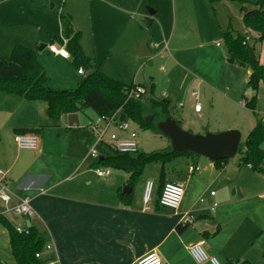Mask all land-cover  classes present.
<instances>
[{
    "label": "crops",
    "instance_id": "1",
    "mask_svg": "<svg viewBox=\"0 0 264 264\" xmlns=\"http://www.w3.org/2000/svg\"><path fill=\"white\" fill-rule=\"evenodd\" d=\"M59 14L68 15L73 30L81 34V48L92 60L93 69L117 81L152 87L156 95V65L163 66L162 72H166L164 67H167L166 90L159 98L168 100L171 105V97H182L176 107L183 109L184 96H196L193 109L187 114L189 118H196L201 126L209 127L216 120L218 105L222 107L224 103L227 107L226 100L231 99L227 91L234 89L236 92L242 83L245 94H256L254 115L264 120V85L260 83L254 93L246 87L251 70L227 61L223 40L226 30L248 35L250 41L257 37L243 24L242 14L234 2L0 0V56L8 57L15 45L35 50L48 77L47 86L52 90L65 87L61 85H74L76 88L86 75L85 71L82 74L78 72L71 55L66 59L53 55L47 48L49 44L36 47L37 41L42 39L41 33L36 35L34 31L46 33L50 43L66 42ZM145 26L152 27V33L147 34V54L140 56L137 49L145 38ZM150 36L156 39L163 37L165 41L162 49L154 55L150 48L157 44H149ZM256 47L260 50L259 62L264 64L261 56L264 55V42L256 43ZM44 48L60 64L75 67L76 77L82 78L75 79L68 70L60 69L54 84H51L40 52ZM193 91L196 95H192ZM218 98L222 100L218 101ZM199 99L204 101V106ZM195 104L201 105L200 110L194 109ZM182 109L180 114L177 112L179 124H188L184 121L188 116L183 115ZM83 111L87 110L76 112L79 124ZM255 122L256 116L253 119L246 115L242 121L231 119L222 129H243L245 124L249 129L248 135ZM79 124L69 126L67 114L54 123L47 117L45 102L0 92V169L12 183L13 201L16 197H28L35 211L34 217L23 220L22 228L8 214L5 216L16 228L35 226L45 235L55 255L50 264H136L139 257L149 252H156L162 264H196L187 247L201 239L205 241L207 254L220 257L226 264L243 260L250 264L259 263L247 254L246 246L244 252L241 251L243 244L234 234L239 230L238 226L227 225L232 203L218 202L216 193L211 195L213 191L208 192L212 183H206L212 177L214 181L219 180V176L233 180L228 168L230 161L220 170L201 156L176 161L174 164H178L169 168L166 181H173L170 179L173 178L183 182L185 194L179 210L172 211L158 204L160 168L157 166L143 183L147 180L154 182L152 198L146 204L141 191L137 197L134 195L135 186L132 189L128 186L130 174L125 170L115 169L112 174L110 168H104L110 171L109 174L98 176L93 164L111 153H99L95 159L87 157L88 149L85 154L80 153L83 147L88 148L96 139L89 130L76 131L75 126ZM62 126L68 131L60 132ZM27 129L36 130L33 133L37 134L39 142L35 150L19 149L13 140L14 134ZM191 164L200 166V170L190 173L188 166ZM202 165L208 171L203 175L200 173ZM241 166L250 169L243 163H237L235 168ZM63 173L67 174L61 177ZM123 186L130 188L129 193L132 190L130 204H124L119 196ZM248 199L242 197L240 202H248ZM214 203L217 206L211 209ZM2 209L0 203V212ZM260 211L264 214V201ZM185 212H190L194 219L193 223L182 227L179 221ZM256 227L264 233L263 224ZM232 246L234 252H227ZM48 253L50 250L44 251V255Z\"/></svg>",
    "mask_w": 264,
    "mask_h": 264
},
{
    "label": "trees",
    "instance_id": "2",
    "mask_svg": "<svg viewBox=\"0 0 264 264\" xmlns=\"http://www.w3.org/2000/svg\"><path fill=\"white\" fill-rule=\"evenodd\" d=\"M208 1L214 3L220 0ZM228 1L238 5L243 24L257 34L255 39L251 41L249 39L243 43L245 35L234 33L230 29L223 33L227 61L251 70L246 87L255 93L260 83L264 85V64L259 62L256 49V43L264 42V0ZM59 19L67 39L65 42L67 51L73 57L76 68L86 72L80 84L73 89H50L47 86L48 77L38 61L35 50L15 45L8 57L0 56V92L22 96L29 101L45 102L47 117L54 123L58 122L63 115L80 112L86 108L91 109L96 115L105 117L120 110L126 119L135 122L140 128L162 134L158 129V123L172 117L169 110L170 102L157 97L152 87H145L146 93L138 99L128 98L127 88L134 84H125L93 69L92 60L83 53L81 48L79 42L81 34L73 30L70 17L59 14ZM256 103V94L246 101V107L254 114ZM255 116V125L246 139L240 142L237 154L241 163L249 166L253 172L264 175V120ZM176 121L179 124V121ZM20 132H36V130L27 129ZM189 157L197 158L200 155L189 151L173 150L169 145L163 150L139 152L135 155L111 151L110 155L98 158L93 166L125 170L130 174L127 184L132 189L149 164H159L158 193H160L166 182L169 167L176 161ZM227 161L228 159H222L212 163L215 169L220 170ZM119 196L124 204H130L132 190L128 194L120 192ZM0 224L8 234L11 254L14 258L13 264H50L55 259L52 251L44 255L48 240L35 226L19 231L2 214H0ZM38 253L39 257L36 256ZM0 264L5 263L0 260ZM229 264L250 263L243 260L229 262Z\"/></svg>",
    "mask_w": 264,
    "mask_h": 264
},
{
    "label": "rangeland",
    "instance_id": "3",
    "mask_svg": "<svg viewBox=\"0 0 264 264\" xmlns=\"http://www.w3.org/2000/svg\"><path fill=\"white\" fill-rule=\"evenodd\" d=\"M235 6L238 8L237 4H235ZM151 29L152 27L145 26V30H146L145 36L147 34L150 35L152 33ZM34 33L36 35L38 33H41L40 37L42 40L37 41L36 43L37 48H39L41 44H45V45L50 44L49 36L46 33L43 34V32H36V31H34ZM53 43L59 44V42H53ZM164 43L165 41H163V37H161V39L159 38L156 39V38H153V36H150L149 44L150 45L157 44L156 46H153L152 48H150L151 54L154 55L158 53L159 50L162 49ZM256 49H257V52L258 51L260 52L259 48L256 47ZM40 52H42L41 56H43V59H44L43 62L46 64L47 70L50 74L51 84H54L53 81H55L56 78L58 77L57 71L60 69L68 70L70 73L74 75L75 79L82 78V76L76 77L75 67L73 66L66 67L64 64L62 63L60 64V62L56 58H54L53 55L47 53V50L45 48L42 49V51ZM261 56H262V62H264L263 61L264 55H261ZM162 68H163L162 65H159V64L156 65V70H157V73L155 75L157 77L156 95H158V97L161 96V94L163 93V90H166V84H167L166 72H168V68L164 67L166 72H162L161 70ZM142 73L143 71L141 72V75ZM61 86H65V87H62L59 90L66 89V88H74L73 87L74 85H71L72 87H67L69 85H61ZM243 87H244V83L241 84V88L236 90V92H234V89L227 91L228 95L231 97L230 101L226 100V105L228 106L225 107L224 103L222 104V107L217 104L218 109L216 111L217 113L216 120L218 121L216 120L212 121L209 127L201 126L199 124V121L194 117L189 118V115L187 113H189L193 109L194 100L196 96H189V95L184 96L183 102H185V104H184L183 109L182 108L181 109L183 111V115L188 116V118H184V121H188V124L187 123L181 124L180 125L181 128L192 134H198V135H206L208 133L217 134V133L228 130V129L224 130L222 129V127L226 123H228L231 119H237L239 121H242L245 119L246 115H250L253 119H255L254 113L249 108L239 105V100L241 98H244V99L246 98L248 101L252 97V95H249V93H246V94L244 93ZM170 99L172 100L171 105L169 107L170 114L174 119L178 120L177 112H179L180 114L181 109H179L180 107L177 108L176 104L180 99H182V97L173 96ZM221 100L222 98H218V101H221ZM200 102L204 106L205 103L202 99L200 100ZM205 108L206 107H204V109ZM83 110H87V111L85 112L83 111L82 113H80L81 114L80 124L79 126H75L77 129L76 131H79L81 133L89 130V128L87 127V121L89 118H93L95 116V113L92 110L88 108L83 109ZM119 117H121V115H119ZM126 120L130 123L132 128L136 130L137 132L139 152L148 153V152H152L155 150H163V149H166L170 145V140L163 134H158L151 130H144L140 128L139 125L136 124L135 122L128 120V119ZM66 128L62 126V128H60L61 129L60 132L62 133L67 132L68 130ZM242 128L243 129H238V131L241 132V142H243L246 139L247 132L249 130L247 129V126L245 124L242 125ZM52 134L56 136L55 133H52ZM92 145H94V139H93L92 144L89 145L88 148L83 147L80 153L85 154L88 149L87 157H89V159H95L89 156L90 147ZM96 151L98 152V156H99V153L101 155L110 154L112 150L108 146L100 144L96 146ZM201 159H204V161H207L208 163L210 162V160L204 156H201ZM88 161L89 160H87V162ZM228 161H230L229 162L230 165L228 166V168L232 172L233 180H230L231 178L225 179L223 178V176H219L220 179L217 181H214L215 178L212 177L206 183V184H209V182L212 183L208 187V192L213 191L214 193H216L217 195L216 198L220 200L218 202L232 203L229 206L231 208V211L229 212V215L227 216V219H226L228 220L227 225L232 227V225L236 224L238 226L239 230L236 231L234 234H235V238L240 239L241 244H243L241 251L244 252V248L246 246L247 254L249 253V256H251L255 261H258L259 262L258 264H264V244H263L264 233L261 232V229H258L260 227H256V226H262V224L264 226V214L262 213V211H260L261 203L264 201V198H262V194H264V177L246 168L245 166H241L240 168H235V165L237 163L238 164L241 163L239 162L240 157L238 154H236L234 158L228 159ZM177 164H174L170 166L169 168H173ZM156 166L160 168L159 164H155V163L149 164L146 167L145 171L143 172V175H141L139 180L135 182V185H134L135 186L134 187L135 196L140 197L139 196L140 191L142 195V191L144 188V184H143L144 180L146 177L150 176L151 173H153L152 170ZM201 167H202V170L200 171V173L202 175L206 174L208 171L204 169L203 165ZM109 170L112 171V174L116 171L115 168H110ZM66 174L67 173H63L60 176L62 177V176H65ZM94 175L98 178V176L95 173ZM100 179H103V178H100ZM170 179L173 181H176L173 178H170ZM242 197L244 198L248 197L250 199H248V202L246 201L240 202ZM247 203H250L252 206ZM7 214L10 218H13V221L15 220L17 226L21 228L24 226L23 220L25 218L20 217V216L16 217L14 213H7ZM48 243L52 247L51 242L48 241ZM229 249L230 250H226V251L234 252L233 246L229 247ZM236 251L238 253H241L240 250L236 249ZM0 258L2 259L4 263H7V264H10L14 261V258L11 254L9 242H8V234H7L6 229L2 225H0ZM217 259L221 264H226L224 261H222L220 257H217Z\"/></svg>",
    "mask_w": 264,
    "mask_h": 264
},
{
    "label": "built area",
    "instance_id": "4",
    "mask_svg": "<svg viewBox=\"0 0 264 264\" xmlns=\"http://www.w3.org/2000/svg\"><path fill=\"white\" fill-rule=\"evenodd\" d=\"M249 40L248 35H245L243 43ZM49 52L53 55L60 56L62 58H69L70 54L65 47V42L59 44L50 43L47 46ZM80 74L84 73L80 68L78 69ZM128 98L138 99L146 93V88L141 85L134 84L127 88ZM192 95H196L193 91ZM164 96V93L163 95ZM240 105L245 107L246 100L241 99ZM194 109L200 110V104H195ZM121 115V117H119ZM87 127L95 135V143L90 147L89 156L93 158L98 157L96 146L103 144L108 146L112 151L135 155L139 153V143L137 139V132L132 128L130 123L121 114L120 110H117L109 117L95 115L93 118H89L87 121ZM13 140L19 149L35 150L38 147L39 138L36 133H16L13 136ZM200 166L189 165L188 171L190 173L198 172ZM95 173L98 176H107L109 174L108 169L101 167L94 168ZM12 183L6 176V173L0 169V203L3 205V209L0 214L5 215L7 213H14L17 216L30 219L35 215V211L31 205L28 197H16L14 200V194L12 192ZM154 182L147 180L144 184L142 198L144 203H148L153 195ZM44 193L43 191H41ZM185 194V186L181 181H166L158 195V204L162 208L170 209L172 211H178L181 202ZM214 195V192H211ZM204 200L201 199V202ZM217 206L214 203L211 209ZM194 217L190 212H185L180 218L179 225L182 227L188 226L193 223ZM19 231L26 230L17 228ZM205 241L203 239L191 244L187 247V250L196 264H221L214 256L207 254L204 248ZM45 250L52 251L51 245L48 243L45 246ZM39 257V253L36 254ZM136 264H162L161 257L156 252H149L139 257Z\"/></svg>",
    "mask_w": 264,
    "mask_h": 264
},
{
    "label": "water",
    "instance_id": "5",
    "mask_svg": "<svg viewBox=\"0 0 264 264\" xmlns=\"http://www.w3.org/2000/svg\"><path fill=\"white\" fill-rule=\"evenodd\" d=\"M148 35L139 43L137 53L147 54ZM77 113H68V125H78ZM158 129L170 140L173 150L189 151L208 158L211 162L234 158L241 142V134L237 129H230L217 134H192L185 131L175 119L169 117L158 123ZM101 158V157H100ZM129 187H123L122 193H129Z\"/></svg>",
    "mask_w": 264,
    "mask_h": 264
}]
</instances>
